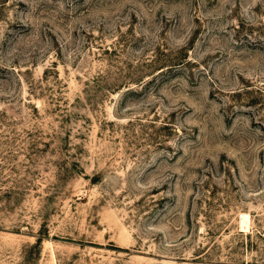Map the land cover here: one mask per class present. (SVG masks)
Returning a JSON list of instances; mask_svg holds the SVG:
<instances>
[{
	"label": "rangeland",
	"instance_id": "1",
	"mask_svg": "<svg viewBox=\"0 0 264 264\" xmlns=\"http://www.w3.org/2000/svg\"><path fill=\"white\" fill-rule=\"evenodd\" d=\"M0 264H264V0H0Z\"/></svg>",
	"mask_w": 264,
	"mask_h": 264
},
{
	"label": "bare ground",
	"instance_id": "2",
	"mask_svg": "<svg viewBox=\"0 0 264 264\" xmlns=\"http://www.w3.org/2000/svg\"><path fill=\"white\" fill-rule=\"evenodd\" d=\"M249 221H250V215L249 214H245L243 216L242 224L243 225H247L249 223Z\"/></svg>",
	"mask_w": 264,
	"mask_h": 264
}]
</instances>
